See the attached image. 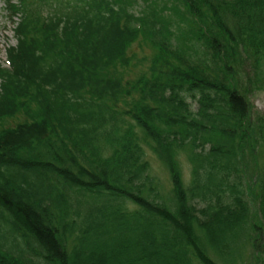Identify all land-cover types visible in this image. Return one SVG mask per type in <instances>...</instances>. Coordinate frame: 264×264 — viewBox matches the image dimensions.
I'll return each mask as SVG.
<instances>
[{
    "label": "trees",
    "instance_id": "obj_1",
    "mask_svg": "<svg viewBox=\"0 0 264 264\" xmlns=\"http://www.w3.org/2000/svg\"><path fill=\"white\" fill-rule=\"evenodd\" d=\"M129 1L5 0L0 264H264V167L249 186L244 163L264 149V0ZM142 38L156 53L127 79Z\"/></svg>",
    "mask_w": 264,
    "mask_h": 264
},
{
    "label": "rangeland",
    "instance_id": "obj_2",
    "mask_svg": "<svg viewBox=\"0 0 264 264\" xmlns=\"http://www.w3.org/2000/svg\"><path fill=\"white\" fill-rule=\"evenodd\" d=\"M148 1H150V4H153V11L155 9L158 10L159 8H162L163 6V2H161V0H138L136 2L129 1L133 5V9L131 11L139 16H144L142 8L147 5L146 3ZM174 2L180 6L178 11H174L170 5V2H166L164 4L165 12L163 10V14H165V22L170 24L171 33L178 35V26L181 24L179 13L182 14L183 7L177 1ZM144 12L149 13L148 10H145ZM173 12L175 13L173 14ZM181 28L187 29L185 25L181 26ZM11 45H16V40L13 35V24L5 12L4 0H0V62L6 61V49ZM196 51L201 54L199 48H197ZM155 53L156 51L153 49L151 43H145L144 38H142L139 43L135 44L131 51V55L135 57V60L132 61V67L126 72L127 79L135 80L139 77V75L147 72ZM242 77L244 79L241 80V83H245L246 76L242 75ZM262 79H264V75ZM248 100L252 107L253 115L260 114L264 116V85L262 90H255L254 88L253 92L248 97ZM193 107L194 109L196 108L195 105H193ZM145 149L147 153L146 160L151 165V176H153L157 183L160 184V192L167 196L171 192V180L169 173L158 157L148 147L145 146ZM180 163L184 174L183 177H185L184 180L186 184H188L191 179V166L188 161L187 154L182 153L180 155ZM244 163L246 166V180L249 183V186L254 185V183L257 182V178L260 175L261 169L264 167V149L259 148L254 154L247 152L246 156L244 157ZM249 253L250 251L247 252L246 257L244 258L245 263L243 264L251 263L250 259H252V257H249Z\"/></svg>",
    "mask_w": 264,
    "mask_h": 264
}]
</instances>
